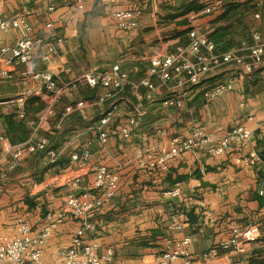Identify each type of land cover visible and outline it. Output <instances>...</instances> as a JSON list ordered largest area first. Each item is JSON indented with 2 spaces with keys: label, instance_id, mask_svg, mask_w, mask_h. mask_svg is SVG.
I'll list each match as a JSON object with an SVG mask.
<instances>
[{
  "label": "crops",
  "instance_id": "0c3cea01",
  "mask_svg": "<svg viewBox=\"0 0 264 264\" xmlns=\"http://www.w3.org/2000/svg\"><path fill=\"white\" fill-rule=\"evenodd\" d=\"M186 1L194 0H159L156 4L149 0H142L140 4L127 0L112 7L101 0H94L81 9H73L62 6L59 0H0V13L6 17L25 15L36 36L65 39V43L58 47L62 56L59 62L48 66L37 56L34 63L17 66L14 69L15 87H12L15 93L0 98V102L18 96L24 89L37 86L39 82L29 79L28 84L24 85L29 75L42 72L47 67L54 70L60 75L58 85L69 83V88L56 104V116L46 121L39 133L43 136L41 132L47 131L48 134L53 130L55 139L51 146L57 149L70 143L69 150L51 165L45 164L43 154L23 157L19 167L23 161L34 158V176L40 180L36 185L39 198L34 203L0 208V235L11 236L14 233V219L18 216H24L35 231L44 226L47 214H53L58 219V213L64 209L69 196H78L86 187H91L98 165H117L120 177L117 195L104 208L102 215L96 218L100 252L113 251L111 264H156L169 241L184 237L192 240L191 264H248L253 259L264 260V198L258 195L264 173L235 166L233 160L240 154L239 148L219 158L199 152L186 153L172 160L167 172L140 171L131 162L143 137L148 148H159L165 147L171 136L187 135L195 126H204L215 138L239 125L255 130L257 123L264 121V70L239 83L244 90L243 96L229 92L209 102L203 97L204 89L232 77L235 73L233 67H222L210 74L198 90L183 97L179 107L164 106L166 99L178 93L166 88L159 89L153 101L145 104L147 113L139 119L129 140H124L117 129L133 114L130 111L119 114L112 124L106 151L102 150L99 139L88 132V127L108 105L92 106L85 117L71 119L69 116L63 120L64 124L60 119L63 108L68 104L91 100L104 93L100 89H90L84 82L74 81L85 72L107 70L120 64L131 79L138 82L152 65L154 57L165 55L177 45L186 43L187 34L184 35V32L190 26L183 25L181 19L184 18L179 16ZM218 1L223 4L224 0ZM239 1H252L262 15L260 21H254V15H249L244 31H250L251 21L264 26V0ZM51 4H55L57 9L49 18L52 29H46L42 16ZM135 7L144 11L139 27L129 32L121 31L111 16L112 11ZM153 12L157 14L153 15ZM221 12L200 18L194 24L203 31H212V21ZM165 21L170 23L166 28L162 24ZM2 39L5 45L11 46L18 40V35L12 32ZM63 68H70L72 74L62 73ZM3 82L8 81L0 80V83ZM126 96L125 99L132 102L136 99L130 92ZM41 101L45 108L47 102ZM17 107L0 105V135L5 134L10 141L15 135L8 133L7 121L12 118L16 124L22 122L16 117ZM37 114L28 117L34 119ZM22 124L29 135L30 129ZM64 132L66 140L62 142ZM24 140L17 139L11 143ZM254 140L263 151L264 137L257 135ZM84 148L93 152L90 161H71V153ZM76 175L81 176L80 187L72 182ZM6 179H0V189L18 181V177L12 181ZM175 186H180L182 190L178 201L164 196L167 190ZM192 208L198 220L190 224L187 214ZM176 214L182 216L184 221V228L179 232L171 229L170 219ZM60 219L43 252L42 264L57 262L58 250L70 245L72 234L79 226V221L68 214H63ZM255 224L261 227L263 237L247 245L243 253L235 254L218 248L216 255L203 259L206 252L230 238L234 225L247 227Z\"/></svg>",
  "mask_w": 264,
  "mask_h": 264
},
{
  "label": "built area",
  "instance_id": "2783aa9c",
  "mask_svg": "<svg viewBox=\"0 0 264 264\" xmlns=\"http://www.w3.org/2000/svg\"><path fill=\"white\" fill-rule=\"evenodd\" d=\"M92 1L94 0H59L62 6L73 9H81ZM124 1L127 0H101L108 7L121 5ZM130 1L136 4L142 2V0ZM149 1L156 4L159 0ZM221 7L220 1L207 0V4L199 13L188 14L190 27L186 43L177 45L165 55L154 57L152 65L138 82L132 80L120 64H115L107 70L88 71L74 79L75 82H84L92 90L100 89L104 93L91 100L68 104L63 108L60 119L63 121L72 115L83 118L90 107L108 105L102 115L88 127V132L99 139L102 150L106 151L113 129L112 124L119 114L123 111H130L133 114L117 129L124 140H129L139 124V119L147 113L145 104L152 102L154 95L161 88L178 93L177 96L166 99L164 106L179 107L183 97L198 90L210 74L222 67H233L234 75L204 89L203 97L209 102L229 92L243 96L244 90L239 83L257 71L264 70V33L254 32L252 44L249 46L218 52L215 43L208 38V32H204L194 23L200 18L220 12ZM56 9V5L51 4L42 16L46 29H52L53 24L49 18ZM156 14L153 12V15ZM143 15L144 11L140 7L113 10L111 13L116 25L123 32L137 29ZM254 18L261 20V13H255ZM12 32L17 33L18 40L14 45H5L3 36ZM34 32L25 15L6 17L0 13V80L13 81L14 69L17 66L34 63L37 56L48 66L59 62L62 56L58 47L65 43V39L43 38L36 36ZM62 73L71 75L72 71L70 68H63ZM28 79L39 84L24 89L14 98L0 102V105H18L15 111L16 117L30 129L26 140L16 144H12L5 134L0 135L1 180L18 169L25 155L43 154L45 164L51 165L70 148V143H66L61 149H54L50 139L39 133L44 123L56 116V104L67 92L69 83L59 86L60 75L48 67L42 72L29 75L25 78L24 85L28 84ZM129 92L134 94L136 98L134 102L125 99ZM32 98L47 102L45 108L34 119H30L25 111L26 101ZM241 105L244 106V103ZM257 135L264 137V121L257 123L255 130L239 125L218 138L212 136L204 126H195L187 135L171 136L167 145L159 148H148L143 137L131 162L140 171L167 172L170 162L186 153L199 152L219 158L239 148L240 154L233 160L234 165L264 173L261 151L254 140ZM92 156L93 152L84 148L71 153L70 159L73 162L88 163ZM119 181V166L98 165L91 187H86L78 196H69L64 209L58 213V219H55L53 214H47L44 226L35 231L24 216L16 217L14 233L11 236L0 235V264H42L43 252L63 214L77 219L79 226L72 234L70 245L58 250V260L54 264H111L114 260L113 251L108 249L106 253L100 252L96 218L102 215L104 208L116 197ZM72 182L80 187L81 176L76 175ZM181 194V187L175 186L167 190L164 196L173 199L180 197ZM258 195L264 198V181L261 183ZM170 223L171 229L175 232L184 228V221L180 215H173ZM262 237V229L257 224L247 227L234 225L230 238L221 242L217 248L210 249L202 257L203 259L213 257L218 248L230 253H243L247 245L260 241ZM192 257V240L190 237H184L181 240L169 241L156 264L176 262L191 264Z\"/></svg>",
  "mask_w": 264,
  "mask_h": 264
},
{
  "label": "trees",
  "instance_id": "16d2710c",
  "mask_svg": "<svg viewBox=\"0 0 264 264\" xmlns=\"http://www.w3.org/2000/svg\"><path fill=\"white\" fill-rule=\"evenodd\" d=\"M206 4L207 0L191 1L189 4L182 6V13L179 14V16H187L190 13H199ZM221 11V14L213 19L212 23L214 27L208 34V38L215 43L217 51L222 53L234 48L249 45L251 31H248L247 33L244 31L246 30L245 21L249 18V15H254L259 11L257 5L253 4L252 1L241 3L239 0H224ZM182 24L189 25V22L184 21ZM188 30L189 29L184 32V35L188 33ZM43 108L44 104L39 98L29 99L25 103V111L28 116L34 117L38 112L42 111ZM70 118L79 119L76 115H72ZM7 125L8 133L12 132L15 135V138H11L12 142H16L17 139L24 140L28 136L22 122L16 124L13 122L12 118H10V120L7 121ZM53 148L57 149L56 146ZM260 154L264 161V150L261 151ZM187 215L190 224L197 222L198 219L194 215V208H192ZM248 264H264V260L260 261L258 259H253Z\"/></svg>",
  "mask_w": 264,
  "mask_h": 264
},
{
  "label": "rangeland",
  "instance_id": "374dc122",
  "mask_svg": "<svg viewBox=\"0 0 264 264\" xmlns=\"http://www.w3.org/2000/svg\"><path fill=\"white\" fill-rule=\"evenodd\" d=\"M191 2V1H190ZM190 2L186 1L185 5L189 4ZM184 2H181V4ZM184 6V5H183ZM183 7H181V10ZM182 13V11H181ZM180 13V14H181ZM188 16V15H187ZM187 16H180L184 19H181V21H186L188 22ZM206 17H211V16H206ZM254 21H260L254 19ZM164 28L168 27L170 23L168 21L163 22ZM250 44H252V34L254 32H261L264 33V26L262 24H259L258 22H250ZM169 32V31H168ZM208 32V34L211 31H204ZM185 39V37H184ZM247 45V46H249ZM246 46V45H245ZM13 81H8L7 83L3 82L0 83V98L7 97L10 95H13L15 91L12 89V87H15ZM65 121L62 122L64 124ZM46 133L47 131L41 132V134L44 137H47L50 139L51 143H53L55 136L53 135L54 133ZM66 132V131H65ZM63 133V136L61 137L62 142L66 140L64 135L66 136V133ZM73 135V134H72ZM70 135V137L72 136ZM13 136V135H12ZM29 161H23L22 165L19 167V170L17 169L15 172L11 173L6 180L9 179V181L12 179H15L18 177V181L14 183L8 184L6 187H3L0 189V208L6 206V207H12L17 204H22V203H34L37 202L36 200L39 198L38 195V187L36 185L39 184V179L34 176L33 172V166H34V158L27 159ZM22 177V178H20ZM6 182V181H5Z\"/></svg>",
  "mask_w": 264,
  "mask_h": 264
},
{
  "label": "water",
  "instance_id": "95a60500",
  "mask_svg": "<svg viewBox=\"0 0 264 264\" xmlns=\"http://www.w3.org/2000/svg\"><path fill=\"white\" fill-rule=\"evenodd\" d=\"M171 200L178 201V199H177V198H173V199H171Z\"/></svg>",
  "mask_w": 264,
  "mask_h": 264
}]
</instances>
